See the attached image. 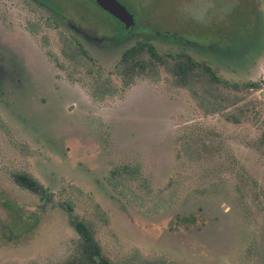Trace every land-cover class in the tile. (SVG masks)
<instances>
[{
    "label": "rangeland",
    "instance_id": "374dc122",
    "mask_svg": "<svg viewBox=\"0 0 264 264\" xmlns=\"http://www.w3.org/2000/svg\"><path fill=\"white\" fill-rule=\"evenodd\" d=\"M118 1L129 32L93 0H54L59 15L0 0V264H64L70 213L115 263L261 264L264 0ZM138 39L257 88L212 110L201 86L177 85L163 65L123 84L115 65ZM122 167L130 175L114 177ZM13 170L51 200L16 185Z\"/></svg>",
    "mask_w": 264,
    "mask_h": 264
},
{
    "label": "trees",
    "instance_id": "16d2710c",
    "mask_svg": "<svg viewBox=\"0 0 264 264\" xmlns=\"http://www.w3.org/2000/svg\"><path fill=\"white\" fill-rule=\"evenodd\" d=\"M121 27L122 32L126 31L122 25ZM65 42L71 48L73 53L77 51L72 40ZM80 52L85 54L82 49H80ZM167 57L171 60H168ZM167 57L159 54L153 44L149 41L138 39L122 51L120 59L115 65L114 72L121 76L123 84H129L136 77L150 75L149 72L151 73L152 71L157 70L160 65H163L173 76L177 85L188 87L192 89L195 94L197 93L195 90L196 85L201 86L203 95L202 97L199 96L201 97L200 100L203 102L206 101V92L209 95L207 101L210 102L212 110L223 109L226 108L227 105L237 103L241 99L240 96H236L237 92H241L245 89L257 88L258 85L256 82H246L241 85L237 83L228 84L227 82L220 80L209 65L204 62L195 61L184 54H168ZM219 84H222L221 86L224 85L229 89L228 94L220 92ZM96 87L100 90V94H104L111 90L110 86L105 81L97 82ZM230 91H233L234 93H230ZM228 95H232V97H229ZM224 99L227 102L221 101ZM244 107L247 108V105L244 104L240 107V113L245 111ZM262 140H264V136ZM113 174L114 177L129 176V168H118ZM11 179L20 188L35 194L42 200L49 201L52 198V193L49 189L28 172L13 170L11 172ZM68 207L70 210L72 209L70 205H68ZM70 223L75 230L77 237L73 241V252L68 256L64 264H126L120 262L115 263L104 254L100 244L95 238L91 224L83 219H78L72 213H70ZM256 251L258 252L257 255L261 264H264V248Z\"/></svg>",
    "mask_w": 264,
    "mask_h": 264
},
{
    "label": "water",
    "instance_id": "95a60500",
    "mask_svg": "<svg viewBox=\"0 0 264 264\" xmlns=\"http://www.w3.org/2000/svg\"><path fill=\"white\" fill-rule=\"evenodd\" d=\"M98 6L118 19L125 29L134 26V17L118 0H95Z\"/></svg>",
    "mask_w": 264,
    "mask_h": 264
},
{
    "label": "flooded vegetation",
    "instance_id": "af4514ba",
    "mask_svg": "<svg viewBox=\"0 0 264 264\" xmlns=\"http://www.w3.org/2000/svg\"><path fill=\"white\" fill-rule=\"evenodd\" d=\"M31 1H33V2H35L36 4H38V5H40V6H43V7H45L47 10H49L50 11V13L51 14H53V15H59L58 13H59V9L57 8V5L55 4V2H54V0H31ZM94 2H95V0H93ZM96 3V2H95ZM96 5H97V3H96ZM98 6V5H97ZM98 7H100V6H98ZM101 8V7H100ZM102 9V8H101ZM104 10V9H103ZM105 11V10H104ZM107 12V11H106ZM108 13V12H107ZM110 14V13H109ZM111 15V14H110ZM115 18V17H114ZM116 19V18H115ZM118 22H119V24L120 25H122L123 27H124V25L118 20V19H116ZM69 25H71L70 23H69ZM72 26V25H71ZM135 26V25H134ZM133 26V27H134ZM133 27H131V29L133 28ZM130 29V30H131ZM127 32H129L130 30H127V29H125Z\"/></svg>",
    "mask_w": 264,
    "mask_h": 264
}]
</instances>
